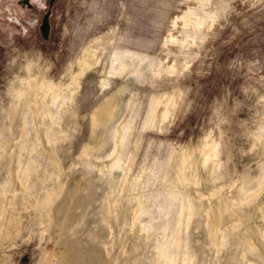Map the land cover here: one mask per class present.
Masks as SVG:
<instances>
[{"label":"rangeland","instance_id":"rangeland-1","mask_svg":"<svg viewBox=\"0 0 264 264\" xmlns=\"http://www.w3.org/2000/svg\"><path fill=\"white\" fill-rule=\"evenodd\" d=\"M12 1L0 264H264V0Z\"/></svg>","mask_w":264,"mask_h":264},{"label":"bare ground","instance_id":"bare-ground-1","mask_svg":"<svg viewBox=\"0 0 264 264\" xmlns=\"http://www.w3.org/2000/svg\"><path fill=\"white\" fill-rule=\"evenodd\" d=\"M93 48V47H92ZM92 50H94V49H92ZM85 51H86V49H85ZM87 52V51H86ZM95 53V51H92V52H87L85 55L86 56H88V58L86 59V58H84L82 55V61H80L79 63H80V68H84L85 66H87V65H90V64H92V63H94L95 62V58H96V56H95V58L94 59H92L94 56V53ZM127 54H128V52H126ZM84 54V53H83ZM129 55H131V54H129ZM137 55V54H136ZM126 56V55H125ZM137 57V56H136ZM80 58V57H79ZM135 58V57H134ZM139 58H141V57H139ZM98 59V58H97ZM137 59V58H136ZM138 60H140V59H138ZM78 61V60H77ZM98 61V60H97ZM77 63V62H76ZM97 63V62H96ZM78 64V63H77ZM79 65V64H78ZM77 65V66H78ZM93 65V64H92ZM91 65V66H92ZM123 65V64H122ZM94 66V65H93ZM79 67V66H78ZM89 67V66H88ZM88 69V68H87ZM86 69V70H87ZM82 70V69H81ZM80 72V71H79ZM83 73V72H82ZM52 85L53 84H51L48 80L46 81H43L42 80V82H41V88H42V90L45 92V91H47V90H53L52 89ZM54 87H56V86H54ZM53 87V88H54ZM56 91V90H55ZM43 93V92H42ZM58 94H59V92H53V96H54V98H56L57 96H58Z\"/></svg>","mask_w":264,"mask_h":264},{"label":"flooded vegetation","instance_id":"flooded-vegetation-1","mask_svg":"<svg viewBox=\"0 0 264 264\" xmlns=\"http://www.w3.org/2000/svg\"><path fill=\"white\" fill-rule=\"evenodd\" d=\"M36 2H39V0H14L11 2V4L16 6V7H20L21 9H25V8L30 9V8H33L35 6ZM53 2H54V0H49V2H48L49 7L52 6ZM7 7H9V6H7ZM48 12H49V15H48V21H49L50 9H46V8H45L43 15L38 20L39 32H40V25H41L42 19L45 16V14H47ZM1 19H3V21L5 20L4 18H1Z\"/></svg>","mask_w":264,"mask_h":264},{"label":"water","instance_id":"water-1","mask_svg":"<svg viewBox=\"0 0 264 264\" xmlns=\"http://www.w3.org/2000/svg\"><path fill=\"white\" fill-rule=\"evenodd\" d=\"M48 15H49V12L45 14V16L42 19L41 25H40V33L45 39L48 37V32H49Z\"/></svg>","mask_w":264,"mask_h":264}]
</instances>
